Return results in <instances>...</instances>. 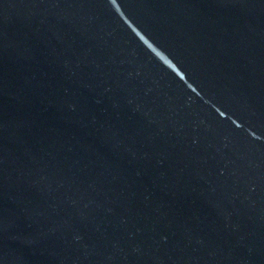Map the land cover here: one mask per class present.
<instances>
[{
    "label": "water",
    "instance_id": "water-1",
    "mask_svg": "<svg viewBox=\"0 0 264 264\" xmlns=\"http://www.w3.org/2000/svg\"><path fill=\"white\" fill-rule=\"evenodd\" d=\"M0 264H264V0H0Z\"/></svg>",
    "mask_w": 264,
    "mask_h": 264
}]
</instances>
